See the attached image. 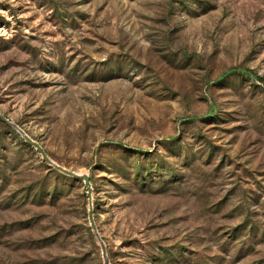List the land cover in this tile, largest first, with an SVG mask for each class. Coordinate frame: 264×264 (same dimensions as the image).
I'll return each mask as SVG.
<instances>
[{
  "label": "rangeland",
  "instance_id": "374dc122",
  "mask_svg": "<svg viewBox=\"0 0 264 264\" xmlns=\"http://www.w3.org/2000/svg\"><path fill=\"white\" fill-rule=\"evenodd\" d=\"M0 114L109 264H264V0H0ZM0 264H103L1 121Z\"/></svg>",
  "mask_w": 264,
  "mask_h": 264
},
{
  "label": "water",
  "instance_id": "95a60500",
  "mask_svg": "<svg viewBox=\"0 0 264 264\" xmlns=\"http://www.w3.org/2000/svg\"><path fill=\"white\" fill-rule=\"evenodd\" d=\"M0 121L3 124H5L6 126L12 128L15 132H17L20 135V137L23 139V141L26 144L30 145L32 148H34L40 154L42 160L44 162H46L48 165H50L53 169H55L56 171L62 173L65 176H68V177L74 178V179H80V180L83 181V184H84V187H85V191H86L87 203H88V221H89L91 229L93 230L95 238H96V240L98 241V243L100 245V250H101V256H102V259H103V264H109L105 246L102 243L101 239L99 238V235L97 234L96 228H95L93 220H92V213H91L92 204H91V200H90L91 187H90L89 176L87 174L77 173V172L68 170V169H66V168L54 163L52 160H50L47 157V155L45 154V152L43 151L41 146L37 142L32 140L15 123L11 122L9 119H7L6 117H4L1 114H0Z\"/></svg>",
  "mask_w": 264,
  "mask_h": 264
},
{
  "label": "trees",
  "instance_id": "16d2710c",
  "mask_svg": "<svg viewBox=\"0 0 264 264\" xmlns=\"http://www.w3.org/2000/svg\"><path fill=\"white\" fill-rule=\"evenodd\" d=\"M236 71L238 73H240V75H245L246 77L250 78V79H259V77H257L255 74H253L251 71H247V70H241V69H233L231 71Z\"/></svg>",
  "mask_w": 264,
  "mask_h": 264
}]
</instances>
